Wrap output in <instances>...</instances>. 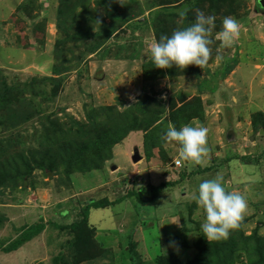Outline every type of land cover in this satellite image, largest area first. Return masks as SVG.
Wrapping results in <instances>:
<instances>
[{
    "label": "rangeland",
    "instance_id": "obj_1",
    "mask_svg": "<svg viewBox=\"0 0 264 264\" xmlns=\"http://www.w3.org/2000/svg\"><path fill=\"white\" fill-rule=\"evenodd\" d=\"M122 3L0 0V67L11 84L43 93L35 98L40 114L11 129L0 125V149L5 150L0 164L17 162L24 173L23 161L41 160L47 154L43 142L51 138L46 134L49 118L65 123V140L75 144L80 129L74 123L90 126L96 119L91 111L97 114L94 110L101 107L114 108L109 116L106 110L98 112L103 113L101 127L118 121L117 112L130 113L137 103L146 104V95L165 110L149 149L144 131L135 130L113 148L102 170L68 175L63 168L48 173L35 167L27 177L20 174L15 186L9 179L0 185V264H133L132 255L141 264H166L179 252L185 262L198 254L196 243L206 219L196 202L198 186L218 173L228 191L248 199L242 232L264 236V0H223L220 9L201 0ZM201 12L216 18L208 65L156 68L149 51L161 37L155 21L167 17L163 25L171 36ZM228 16L239 22L241 34L231 47H224L215 34ZM56 89L58 95L50 101ZM199 104L200 115L188 123L172 121L173 105L186 110ZM226 106L235 112L231 124ZM131 115L124 113L126 118ZM186 124L209 130L203 165L182 160L180 146L162 138L170 126L180 129ZM53 143L54 156L60 149ZM136 153L141 160L134 163ZM179 159L183 167L174 169L171 165ZM163 182L177 185L164 189L154 207L124 197L129 190ZM150 196L148 188L144 198ZM101 199L114 204L89 212L97 242L90 238L87 244H76L77 235L66 227L82 220L86 206ZM41 223L46 228L39 236L16 251L1 250L25 228ZM241 256L236 264L246 262V255Z\"/></svg>",
    "mask_w": 264,
    "mask_h": 264
},
{
    "label": "trees",
    "instance_id": "obj_2",
    "mask_svg": "<svg viewBox=\"0 0 264 264\" xmlns=\"http://www.w3.org/2000/svg\"><path fill=\"white\" fill-rule=\"evenodd\" d=\"M201 1H207L212 7L219 6L218 9H220L221 6L219 4H221L223 0ZM166 18L167 17L164 16L155 21L156 26L159 28V30H157L160 31L159 33L161 36L166 35V30L163 25ZM154 73L155 76H157L158 70L154 71ZM147 74L150 75L148 71ZM152 79L154 78H151V80ZM28 93L31 96L28 97ZM57 93L58 89L52 93L50 101H55L58 95ZM38 95H43L42 91L39 89L29 92L27 86H20V84L16 82L11 84L9 78L6 76V72L0 67V125L5 129H11L12 127H16L21 121L27 122L30 115L40 114L41 112L35 99ZM145 98L147 100L146 104L137 103L132 108L134 111L130 113L129 111L117 112L119 120L103 127H101L99 122V118L103 113L101 112V115H99L98 112L101 109L102 111L106 110L109 116L113 113L112 110H114V108L101 107L100 109L94 110L97 114L91 111V114L96 117L93 124L85 126V124L74 123V125L78 126L77 129H80L81 135L80 136L77 132L79 138H75V144L73 143L74 141L72 143H67V140H65L66 133L69 131V129H66V124L60 123L58 119L52 120L49 118L48 123L50 127L46 134L51 138H49L50 141H44L42 145L44 147V152L47 151V154L43 155L44 157L35 164L27 162L26 160L23 161V166L26 168L24 173L19 171V164H17V162H15V164L13 162L0 164V185L4 184L9 179L11 183L13 181L12 185L15 186L17 184V179L21 177V175L22 177L31 175L35 167L46 170L48 173H55L58 172L60 168H63L68 175L73 173V171L90 173L92 171L102 170L105 163L112 158L113 148L121 144L128 134L135 130L144 131L146 146L149 149V142H153L160 131L161 126L158 123V119H160L159 115L165 110H162L163 107H160L159 104L152 105V103H154L152 98L147 95ZM175 107V105L172 106V112L170 113L172 121L179 123L183 120L184 124L188 123L192 117L199 116V111L202 109V105L200 104L198 106H191L186 110ZM125 112L132 115L126 118V116H124ZM162 121L161 124L163 123ZM54 140L59 144L58 149L60 150L53 156L52 153H50V149L51 146L55 145V143H53ZM78 142L81 143L78 144ZM41 151L43 150L41 149ZM4 153L5 150L0 149V154ZM171 166L173 167V164ZM203 171L208 172L210 170L208 168ZM175 185L177 184L173 182H163L159 186L151 184L147 188L142 187L140 190H129L124 197L128 199L133 197L142 207H154L158 195L167 187ZM148 188L150 189L151 196L146 199L144 195H147ZM113 204L114 203L110 202L108 199L94 200L86 206L82 220L74 222L71 226L66 227L77 235L76 244H87L90 238L93 244L94 241L97 242L93 234L94 228L90 227V224H88L90 221L89 212L92 209H106ZM45 228L46 224L42 223L29 226L23 230L18 239L14 240L12 244L2 247L1 250L5 253L16 251L34 237L39 236ZM62 229H64V227H62ZM183 244L189 246L186 241ZM196 245L198 254L194 256V258H190L183 262L179 259V252L173 256V260L170 263L166 262V264H236V258L240 259L242 257L241 253L247 257L246 262H241L242 264H264V236L257 235L256 233L255 235L247 236L242 232L241 227L233 230L227 239H222L220 241L209 242L202 235ZM129 249L131 250L130 247ZM132 253L133 251L131 250L130 254ZM131 260L133 264H141L133 255L131 256ZM62 261L63 264H69V262Z\"/></svg>",
    "mask_w": 264,
    "mask_h": 264
},
{
    "label": "clouds",
    "instance_id": "obj_3",
    "mask_svg": "<svg viewBox=\"0 0 264 264\" xmlns=\"http://www.w3.org/2000/svg\"><path fill=\"white\" fill-rule=\"evenodd\" d=\"M117 2L123 5L122 0ZM215 20L214 16L201 12L190 26L174 31L171 36L162 35L149 49L155 67L186 69L195 65L203 69L207 66L212 52L210 46L214 42ZM240 34L239 22L228 16L223 19L222 30L215 34V39L221 41L224 47H231ZM208 136L207 127L186 124L180 129L170 126L162 138L166 144L176 143L180 146L179 156L182 160L203 165L209 151ZM196 202L206 213L200 230L209 242L227 239L233 230L241 226L249 208L247 197L237 191H228L219 173L199 184ZM172 246H176L175 242Z\"/></svg>",
    "mask_w": 264,
    "mask_h": 264
},
{
    "label": "crops",
    "instance_id": "obj_4",
    "mask_svg": "<svg viewBox=\"0 0 264 264\" xmlns=\"http://www.w3.org/2000/svg\"><path fill=\"white\" fill-rule=\"evenodd\" d=\"M2 23H3V22H1V24H2ZM225 112H226V118H227L228 121H230L229 124H231L232 121L234 120V114H235V112H234V110L232 109V107H230V106H226V107H225Z\"/></svg>",
    "mask_w": 264,
    "mask_h": 264
},
{
    "label": "built area",
    "instance_id": "obj_5",
    "mask_svg": "<svg viewBox=\"0 0 264 264\" xmlns=\"http://www.w3.org/2000/svg\"><path fill=\"white\" fill-rule=\"evenodd\" d=\"M173 167L175 169L182 168L183 167V161L182 160H175L173 163Z\"/></svg>",
    "mask_w": 264,
    "mask_h": 264
},
{
    "label": "water",
    "instance_id": "obj_6",
    "mask_svg": "<svg viewBox=\"0 0 264 264\" xmlns=\"http://www.w3.org/2000/svg\"><path fill=\"white\" fill-rule=\"evenodd\" d=\"M141 160V157L139 156V154L136 153L135 157H134V163H137ZM115 168V167H114ZM113 168V169H114Z\"/></svg>",
    "mask_w": 264,
    "mask_h": 264
}]
</instances>
